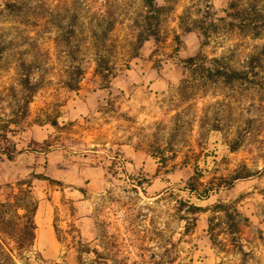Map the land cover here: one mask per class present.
Listing matches in <instances>:
<instances>
[{
	"label": "rangeland",
	"instance_id": "obj_1",
	"mask_svg": "<svg viewBox=\"0 0 264 264\" xmlns=\"http://www.w3.org/2000/svg\"><path fill=\"white\" fill-rule=\"evenodd\" d=\"M231 1L161 0L159 40L132 58L142 0H0V145L16 151L0 154V245L17 264H156L161 229L174 264H264V62L232 84L202 83L184 63L242 68L264 46V34L230 30L203 45L182 28L184 14L224 17ZM102 13L116 21L107 79L95 64ZM33 200L34 240L19 249ZM181 202L202 208L196 221ZM219 205L237 210L230 228Z\"/></svg>",
	"mask_w": 264,
	"mask_h": 264
},
{
	"label": "trees",
	"instance_id": "obj_2",
	"mask_svg": "<svg viewBox=\"0 0 264 264\" xmlns=\"http://www.w3.org/2000/svg\"><path fill=\"white\" fill-rule=\"evenodd\" d=\"M142 3L144 10L132 21L133 39L129 47L132 58L138 56L139 51L143 48L146 42L159 40L160 24L163 14L161 0H142ZM4 7L9 12H14L17 9L19 10L21 5L16 1H9L4 4ZM197 15V19H193L188 23L190 15L186 17L184 14L180 18L182 20L181 26L186 32H196L203 40V45H208V42L211 41L215 35H218L225 30L237 31L240 34L242 33L244 35L252 36L253 38H259L264 34V5L261 4V1L259 0H232L226 9V16L224 17H219L213 13L211 7L208 5L201 8ZM100 19H102V21L105 20L107 25L104 26L100 23L99 26L101 30L93 33L95 48L98 52V57L95 60L96 73L102 78L107 79L113 74L115 65H113L111 61L102 54L103 50L101 49L106 47V42L109 40V33L114 30L116 21L108 19V17L105 16V13L100 15ZM70 39L71 37H68L65 43V46L68 49L71 46ZM3 52L4 48L0 44V59ZM263 62L264 46H262L259 51L247 56L245 65L242 68L232 67L225 62L224 58H209L205 54L189 57L184 63L185 69L189 73L188 75L197 76L202 83H216L223 81L224 83L232 84L235 82L249 81L250 76L258 72V68ZM22 66H24V64H22ZM29 72L26 74L24 73L23 84L29 85L31 74ZM83 74L84 68L82 63L72 65L69 79L66 82L68 89L76 90ZM31 90L32 92H35L36 86L31 85ZM0 154H4L8 160L12 161L16 155V151L0 145ZM242 178L245 177L237 175L232 179L233 181H231L230 184L232 185L234 181ZM190 190L193 191V189ZM208 193L209 191H205L204 194L207 195ZM180 204L187 208L186 212L192 214V216H194V221H196L197 215L202 211V208L182 202ZM31 205L33 207L31 206L32 210L28 221L29 223H26L20 235L14 237L16 238L15 240L19 249H21L26 243H28L29 246L32 245L34 240L35 224L33 221V215L36 211V203H34V200L31 201ZM217 208L219 209V212L224 214V223L230 228L234 216L237 215V210L234 209V211H230L227 205H219ZM233 227H236V225ZM186 230H189V228L187 227ZM236 231L238 232V229H236ZM163 232L164 229H161V234L159 236V245L162 248V254L157 258L158 260L156 264H174V260L169 259L172 254L171 250L174 243L171 244L168 239H166ZM2 249L3 248L0 245V264H17L11 253H7Z\"/></svg>",
	"mask_w": 264,
	"mask_h": 264
}]
</instances>
